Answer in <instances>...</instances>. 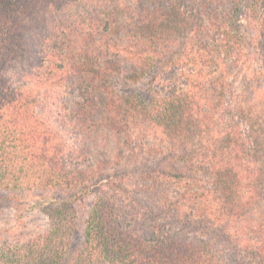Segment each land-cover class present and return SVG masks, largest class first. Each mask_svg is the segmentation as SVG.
<instances>
[{
	"label": "trees",
	"instance_id": "16d2710c",
	"mask_svg": "<svg viewBox=\"0 0 264 264\" xmlns=\"http://www.w3.org/2000/svg\"><path fill=\"white\" fill-rule=\"evenodd\" d=\"M228 1L0 0V189L58 195L47 233L2 243L0 264H264V40L235 87L251 61L241 20L264 35V0ZM174 67L185 86L130 88ZM170 183L180 196L159 202Z\"/></svg>",
	"mask_w": 264,
	"mask_h": 264
},
{
	"label": "rangeland",
	"instance_id": "374dc122",
	"mask_svg": "<svg viewBox=\"0 0 264 264\" xmlns=\"http://www.w3.org/2000/svg\"><path fill=\"white\" fill-rule=\"evenodd\" d=\"M183 1L188 2L193 0ZM215 4L220 11L230 9V3L228 0H215ZM241 24V30L244 32V34L247 35V53L249 54L251 61L249 60L248 66H244V69L236 73V75H238L235 84L237 91H241L243 82L246 76L252 73V69L257 68L256 65L260 57L258 52L259 43L264 40V35L262 34V31L260 29L261 26L257 24L255 19L248 20V16L245 18L242 17ZM249 44L251 46H248ZM14 67V65L9 64L6 72L12 74L14 72ZM124 69L125 71H130L129 62H125ZM180 74L181 70L179 68H169L162 75L161 79H158L154 86H150V83L147 82L138 85H132L130 88L132 90H140V88H142V90H145L147 92L152 88V90L156 89L160 92H163V94H167L168 90L175 82L177 83V85H186V81L182 79ZM68 84L70 85V83ZM67 92V95H61V99L67 103L70 110L76 107V103L80 101L81 98L77 87L67 88ZM155 142H160V140H156L154 137H149L146 141V143L151 144ZM106 168L107 169L104 170V172L107 175L112 174L115 171L114 166L109 165ZM132 168L133 165L124 166L125 171L131 172L130 174L124 175L125 183L128 186H133L135 184V179L132 175L133 170H131ZM30 185H33V183L31 182ZM27 187V189L12 191L9 189H0V245H2V243L6 241L21 240L20 243H24L27 241L29 242L35 240L36 238L46 234L49 228H51L52 226V219L44 212L43 207L45 206V203L50 201L52 197H58V195H56V193L52 190L47 191V189L34 188L33 186ZM180 187L181 186L174 183L164 185L161 189H165V194L161 195L162 199L161 201H159V198L158 201H165L166 198L164 197H168L169 195L173 199L177 198V196L179 197L181 194ZM150 197L152 200H155L157 198L156 195H151ZM92 201L93 197H88L83 202H76L77 221L75 224L76 230L73 231L71 235V248H78V246L83 243L84 224L86 223V216L92 205ZM185 203L186 211H197V203H194L192 200H188ZM158 216L160 218L159 222L165 221V219L168 220V229H172L177 226L174 218L179 217V215L178 213H176V211L169 209L167 212H161L158 210ZM171 218L173 221L170 220Z\"/></svg>",
	"mask_w": 264,
	"mask_h": 264
}]
</instances>
